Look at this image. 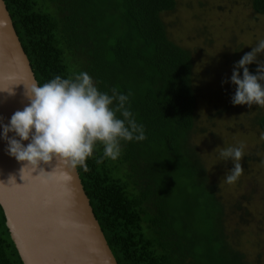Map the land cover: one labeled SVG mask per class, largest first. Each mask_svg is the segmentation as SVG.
Here are the masks:
<instances>
[{
  "label": "trees",
  "instance_id": "trees-1",
  "mask_svg": "<svg viewBox=\"0 0 264 264\" xmlns=\"http://www.w3.org/2000/svg\"><path fill=\"white\" fill-rule=\"evenodd\" d=\"M3 3L37 84L83 71L100 92L131 93L130 111L146 139L121 141L120 157L101 164L98 144L88 171L75 168L115 262L249 264L231 240L228 213L188 142L197 99L192 56L168 38L160 17L176 1ZM250 7L264 16V0H250ZM247 67L256 73L255 63ZM253 122L264 133V112H256ZM233 208L240 221L248 214L240 202ZM0 264H22L1 208Z\"/></svg>",
  "mask_w": 264,
  "mask_h": 264
},
{
  "label": "rangeland",
  "instance_id": "rangeland-1",
  "mask_svg": "<svg viewBox=\"0 0 264 264\" xmlns=\"http://www.w3.org/2000/svg\"><path fill=\"white\" fill-rule=\"evenodd\" d=\"M175 1L174 9L160 17L168 38L192 56L197 99L188 142L228 213L231 240L249 264H257L256 259L264 264V133L253 122L264 107L232 104L236 86L230 81L235 62L264 39V16L252 11L250 0ZM258 59L264 60V54ZM241 144L244 171L228 184L225 175L234 165L219 153ZM235 202L248 212L242 221L239 212L233 213ZM236 227L240 231L233 233Z\"/></svg>",
  "mask_w": 264,
  "mask_h": 264
},
{
  "label": "water",
  "instance_id": "water-1",
  "mask_svg": "<svg viewBox=\"0 0 264 264\" xmlns=\"http://www.w3.org/2000/svg\"><path fill=\"white\" fill-rule=\"evenodd\" d=\"M33 83L29 63L0 0V124L7 125L12 114L29 103L26 92ZM22 143L26 146L29 141ZM0 208L22 264H117L76 170L56 157L34 168L17 161L8 154L2 137Z\"/></svg>",
  "mask_w": 264,
  "mask_h": 264
},
{
  "label": "clouds",
  "instance_id": "clouds-1",
  "mask_svg": "<svg viewBox=\"0 0 264 264\" xmlns=\"http://www.w3.org/2000/svg\"><path fill=\"white\" fill-rule=\"evenodd\" d=\"M260 54H264V39L235 62L230 77L236 86L232 104L264 107V60L258 59ZM252 63L257 65L255 74L247 67ZM239 69H243L242 76ZM26 95L29 103L15 111L7 125L0 124V137L7 141L9 155L33 168L56 157L73 169L88 171L87 160L93 157L98 144L103 151L96 163L101 164L105 159L120 157L121 141L146 139L144 126L130 111L131 93L122 94L116 88L111 95L100 92L86 72L68 78L57 75L42 85L33 83ZM9 132L15 135L9 137ZM22 141L29 143L25 146ZM219 155L222 161L230 159L234 165L225 175L226 183L237 182L244 171L240 163L244 145L228 147Z\"/></svg>",
  "mask_w": 264,
  "mask_h": 264
}]
</instances>
